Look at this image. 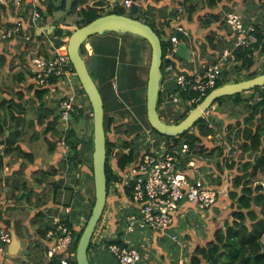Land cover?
Here are the masks:
<instances>
[{
    "label": "trees",
    "instance_id": "obj_1",
    "mask_svg": "<svg viewBox=\"0 0 264 264\" xmlns=\"http://www.w3.org/2000/svg\"><path fill=\"white\" fill-rule=\"evenodd\" d=\"M148 1L150 0L141 2L138 10L139 15H136V17H138L139 19H143V14H147L149 11H152V9H155L154 7L156 6H153L152 4L144 5ZM205 1L210 6H212L218 2H221L222 0ZM85 3L86 0H75L73 3L72 12L78 8L80 9L79 13L81 14V19L77 20L78 26L86 24L99 17L100 15L105 14L102 12H98V10L94 7L83 6ZM43 7L44 6L37 7V9L42 15H44ZM47 7L48 13L52 15L53 10L56 7L55 3L50 2ZM61 7H65V4L63 3ZM113 12L120 14L128 13L126 9L122 7L115 8ZM191 12L192 9L189 7L188 13ZM14 21L22 22V35H25L27 33L26 31L28 28L34 29L32 19L28 16L27 13H17V19H15ZM145 21L157 31L161 38H163L162 31L157 29L150 20ZM54 22L56 23V25L53 31L51 32V35H53L54 37V46L58 47L65 43L64 37L69 36L72 31L65 32L64 28L60 26L59 22ZM225 22L226 19L220 12L212 13V17L204 21L203 27L206 28L205 31L207 33L203 32V34L205 36H207L208 34L207 37H210L208 39L209 42L203 44L201 50L211 49L210 52L212 51L213 53L217 50L218 46L213 43L214 36H211V32L220 29V27L224 25ZM178 24L183 23L180 22ZM167 25H171V23L167 22ZM193 25L194 26H192V28H195V24ZM256 27L259 41L256 44L255 48H239L237 50V62L227 67H224L223 71H221V77L218 79L216 87L228 82H237L244 79L252 78L264 72V68L260 70L257 69L260 62L264 60V27L260 25H256ZM164 33H166V36H172L171 33ZM203 34H200L199 37L203 36ZM228 36L229 39L232 38L233 44L234 34L228 33ZM41 38L42 35L39 36L37 34H34L33 37H31V40L28 42H33L35 45H37L36 42L39 41L38 39ZM197 41L198 37L195 41L198 47ZM162 46L164 81V79L166 78V66L169 64H173L177 69H180V66L177 62V59H179L180 57L177 55L176 51H174L175 46L170 40V38H163ZM36 47L37 53H39L38 55L44 54L49 56L52 51L50 50V48H48V50H42V48H40L39 46ZM222 49H220L219 51H222ZM82 52H84V46L82 47ZM169 54L170 57H168ZM203 57V54H199V58H202V62H211L209 59H203ZM211 60L213 59L211 58ZM5 61L6 57L0 55V66H4L6 63ZM71 67L73 70H75L72 62ZM18 74L20 75L18 77V80L22 82L24 76L22 73ZM61 81L62 78L58 75L50 74L46 77L44 83H41L39 81L34 82L30 79L28 87L29 89H34L36 98L40 100V102L44 103L48 101L46 95L49 94L50 90L53 87H57ZM20 82H18L19 85ZM82 91L85 94V99L89 101V98L83 88ZM100 91L102 93L101 89ZM247 91L251 92L249 97H246L244 95L246 91H243L232 95L222 96L215 101V103H217L218 105V108L212 109V112L219 114V119H221L218 121L219 125L221 126L219 127L220 130H218L217 124L215 125L210 123L209 119L203 116L190 129L183 132L182 134L177 136H167L161 134L150 125L147 119L146 106L144 108V114L141 116L143 123L152 129L154 136L157 140L158 146L162 144L160 141L161 139H163V142L166 143L167 148H173V146L175 145L179 146L183 143V141H187L190 144L193 152L195 151V153H197V155H199L200 157L202 155H206L208 157L213 156L217 151L221 155V157L219 158L220 160L217 163V171L221 177V180L218 185L214 188L224 190L221 192V194H219V198H217L218 200H216L215 203L211 205L216 206V216L217 214H219V216L216 217L214 216V214L212 216H208L209 219L212 218V227L209 234L202 238L195 237L194 246L192 247L188 255H185V260L182 264H255L252 255L257 256V264H264V184L261 183L260 180H253V178L257 177L259 174L264 175V85L254 87ZM24 92V90H20V92H17L19 95V98L17 99L10 97L0 98V114L3 110H9L13 112L14 117L17 115H21V113L24 114L25 107L22 103V99H24L27 95V93L25 92V94ZM255 94L258 95L255 97ZM102 96L105 103V96L103 95V93ZM62 100H66V98L64 99L63 97ZM231 102H233L235 105L244 103L246 105L247 112L242 117L237 115L226 116V106L229 105ZM161 103L162 93L160 94L159 98L158 111L161 117L167 122L177 123L184 119L189 113L188 111L184 113H177L176 111H174V109L170 107L171 110H169L168 113L164 115V111L161 109ZM85 109V107L76 106V111L71 113L72 118L69 119L70 122H73V120L77 117L80 118V120L82 117H85L87 120H93V109L91 104L89 103L88 106V109H90L89 114L85 112ZM16 113L19 114L16 115ZM51 115L54 116L50 119ZM42 116L43 118L41 119ZM61 117V111L55 112L54 109H51L47 112V114H42L39 117L40 127L42 128L43 125L46 126V134H60L58 130V125L60 120H62ZM114 120V117L108 113L107 105L105 103V129L107 136L106 175L108 183V196H110L111 192L114 191L119 195L124 194L122 198L124 197L123 199L129 201L128 204L130 205L128 207L124 206L123 209L118 210L116 213V215L121 214L122 220H125L127 212L129 213L130 210L133 211L132 184L131 181L127 180L126 173L129 168V165L133 161L140 158L141 151L139 150L142 142L141 140H139L136 146H132L130 140L124 139L122 137H125L127 135L131 136V133H133V131H138V129H142L143 123H129L130 125L128 124L126 128L122 130L119 128V126L114 125ZM88 126L89 128H91V130H87V132H85L83 135H80L77 128L72 126V124L65 130L63 129L64 131L62 133V139L64 143L69 147V151L67 153V161L70 164V171L77 170L80 174L77 180V184L79 186V195L82 196L86 195V193L88 192V190L86 189V183L90 179L94 180L92 157L94 148L93 122L91 123V126ZM6 130L7 129L4 126L3 121L0 119V137H5L6 140H3V142L5 143V154L8 155L14 151H17L18 156L31 159L32 152L27 151L25 149V146L22 144V142H19V140H12V131L10 132L9 136H7ZM17 132L22 133V130L15 131L14 133ZM219 133H222L223 136L219 137ZM209 135L213 136L210 138ZM225 140L227 141V143L232 144L233 147H240L239 150L242 153V156L240 158H237L236 155H233L236 156L234 158L226 156L227 150L224 144ZM51 143L52 144L50 145L51 147H53V144H55V142ZM112 150H115L113 156L111 154ZM3 164V157L0 155V171L3 168ZM228 170L232 173L231 186H226L225 183V176ZM227 188L229 189L228 195L231 199L230 218H228V211H222L223 213L220 212V207H225L227 204L226 197L228 195L225 193V190ZM55 190L57 193L58 189L55 188ZM17 196H20V191L19 193L17 192ZM94 203L95 196L92 200V207L94 206ZM92 207L87 216V219H89L90 217ZM197 208L200 210L203 209L200 208V206H197ZM122 211L124 212V214H122ZM222 217L225 218L223 224L221 222ZM64 219L62 218L58 220L59 222H65L69 227L73 229L75 238L73 249L76 252L79 239L83 233L87 222L84 224H74L75 221L72 218L67 217L65 221ZM102 219H104V216L101 217L100 222L102 221ZM100 222L98 224L99 228L101 225ZM0 225H4L8 228H10L11 226V220L5 217L4 213L2 212H0ZM97 229L94 234V238L90 244L89 253L95 246L97 238H101V241L103 240V243L107 247H105L106 249H108V245L110 243L124 244L126 242L123 237L124 230L118 232L116 236H101V234L98 233ZM45 230L47 229L42 230L44 231V234H46ZM46 251L47 250H44L43 253L45 254ZM108 252L111 254L110 263L105 264H120L116 256L110 251ZM28 254H31V252H28ZM63 255L64 250H61L60 252L56 253L50 261L45 262L41 260L42 263L41 261L40 263L62 264L61 259ZM34 259H38L39 262V259L41 258ZM90 260L95 264H100L94 262L91 258ZM71 264H78L76 260V255L75 258L71 261ZM169 264H180L179 255H176L175 257L171 258Z\"/></svg>",
    "mask_w": 264,
    "mask_h": 264
},
{
    "label": "crops",
    "instance_id": "obj_2",
    "mask_svg": "<svg viewBox=\"0 0 264 264\" xmlns=\"http://www.w3.org/2000/svg\"><path fill=\"white\" fill-rule=\"evenodd\" d=\"M29 1V0H28ZM75 0H48L45 2H38L35 3L36 7L38 6H44V15H42V22L40 25L34 26V29L28 28V31L25 35H22L21 33L18 36H22L24 40L26 39V36L30 35L33 37L34 34L42 35L41 39H38L37 45H44L47 49L50 48L52 50L54 42L48 38V41L46 43V33L50 34L56 23L54 21H59L58 18H55L53 15L58 8H62L64 10H68V13L72 12L73 3ZM114 1L113 3L108 4L107 1L104 0H86V3L83 6L88 7H94L98 10V12L102 13H109L113 12L115 8L122 7L125 8L126 11L129 14L131 13L130 6L125 5V0H110ZM134 1V0H133ZM146 0L137 1L140 7L141 2H145ZM252 1H254L256 4H254ZM249 2V0H222L221 2H218L212 6H210L205 0H150L146 2L144 5L152 4L155 9H152V11H149L147 14H143L144 20H150L154 26L162 31L163 38H169L170 36H166V33H171L172 35L175 34V28L176 23H183V25L186 27L187 31V38L183 40V42H186L189 44L191 52H192V58L191 60H186L182 57L177 59L178 65L180 66V69H189L190 67H193L194 64H192L193 61H195L197 58H199L200 55H204L203 59H208V56L210 54V59L218 55V50H216L214 53L210 52L211 49H205L201 50V41L203 44H206L207 38H203L202 36L199 37L200 34H198V28H199V19L201 15L206 14L208 16V19L212 17V13H222V12H228L232 10H236L239 12L238 9H240V12L243 15V18L247 24L255 23V25H259L258 22L264 19L261 15L254 14V9L256 8V5H261V3L264 2V0H252ZM31 1H29L30 3ZM33 2V0H32ZM32 2L30 5V9H33ZM50 2L55 3L56 7L53 10L52 15L48 13V4ZM65 4V7H61L62 4ZM250 3V5H249ZM108 4L107 9L101 10L99 7L100 5ZM249 5V6H248ZM179 6H183L185 8L184 14L181 12H178ZM0 55H3L6 57V63L4 66H0V98L6 97V98H14L13 96L7 95V92L11 90L12 86H15V80L20 76L17 72H15V69L11 72V67L9 61H7V56H9L8 52H5L3 48H7V46L4 45V42H11L12 44L18 43L19 38L18 36L12 37L11 39H3L2 34L3 32L14 25L17 19V13H20L21 11L19 9H14V7L8 3L7 0H0ZM192 9L191 13H188V8ZM71 8V9H70ZM79 9V8H78ZM19 10V11H18ZM253 11V12H252ZM77 12V11H76ZM79 14V19H81V14ZM51 15V16H50ZM139 15V11L134 16ZM48 17V18H47ZM47 18V20H46ZM183 18V19H182ZM204 18V17H201ZM182 19V21H181ZM76 20V21H77ZM185 20V21H184ZM64 20H62L61 23H63ZM76 21H73L71 24H67L65 27L66 29L74 30L75 25H77ZM251 21V22H250ZM167 22H170L171 25H167ZM60 23V21H59ZM195 28H192L194 26ZM34 25V24H33ZM61 25V24H60ZM225 25V24H224ZM222 25L220 29L216 30V41L220 45L219 48H223L226 46H230L232 44V38H228V28ZM262 27H264V20L262 23H260ZM204 26V25H203ZM203 26H200L203 27ZM214 26V25H213ZM61 27H63L61 25ZM64 28V27H63ZM205 27H203V30L205 32ZM22 32V31H21ZM203 32H201L202 34ZM68 37V36H66ZM198 37V47L196 45V40ZM228 38V39H227ZM68 39L64 37V41ZM205 39V40H204ZM8 40V41H7ZM200 40V41H199ZM4 41V42H3ZM9 43V44H11ZM49 44V45H48ZM48 45V46H46ZM84 53L86 54V61L88 64V67L91 71V74L95 81L97 82L99 88L102 90L103 95L105 96V103L107 105V110L109 112L117 114L120 112H125L130 105L134 106L136 109V120L135 124L143 123L142 115L144 114V108L147 103V86H148V79H149V69L151 66V59H152V47L149 41L142 36H139L137 34L131 33V32H115V31H106L102 34H94L92 35L89 40H87L84 44ZM218 48V49H219ZM200 60L202 58H199ZM2 69H6L9 72H4ZM27 74L24 72V75ZM77 77V75H76ZM25 77V81L20 82L19 87L16 88V90H24L27 95L25 96V100L22 99V103L25 107V113H21V115H17L19 113H16L18 116H13V112L9 110H3L0 114V119L3 121L4 126L6 127V133L7 136H9L10 132L12 131V140H19V142H22V144L25 146V149L27 151L32 152L31 159L23 158L17 155V151H14L10 154H5V143L3 140H5V137H0V155L3 157V168L0 171V192L3 194L5 193V190H10L16 188L15 183L17 184V179L13 178L14 174H21L22 168L26 170V176L29 178V180L32 183H35V190L38 192L37 196H35L37 199H39L38 196L39 193L45 189H49L51 187L57 188L58 192L54 194L52 201L49 202V204H46L45 201L38 200V205L34 207L30 212L29 217L22 222L25 225L21 226V223L17 220L19 217L18 215L13 214H4L5 217L11 220V226L10 228L0 225L1 227H5L12 236V232L15 231L20 239H22V235L27 234V227L30 231V234L34 235V233L41 231L39 227H44L46 231V234L42 236V241L44 245V250H49V248L53 245V242L50 240V238L47 236L48 231L52 229L56 223L58 222V219H66L67 217L72 218L75 223L74 224H84L85 217H86V209L87 204L83 200V196L79 195L78 191V184L77 180L80 176L77 170L70 171V164L67 160L63 162V159L67 155L69 151V147L64 143L62 137L63 132L56 135V133L52 134H46V133H40L37 132L38 129H41L39 124V117L43 114H47V112L51 109H54L55 112H60V105H53L51 102V96L53 95V89L56 88V90H59L60 93H62L61 98L64 97V99L72 94L74 91L73 87L71 88V84H73L72 80L63 79L57 87H53L49 94L46 95L48 98V101L46 102H40L35 96L34 89H31L28 92L27 86H29L30 78ZM9 79L12 82V86L7 85L5 81ZM78 79V78H76ZM79 80V79H78ZM80 82V81H79ZM71 83V84H70ZM19 84V83H16ZM81 85V83H80ZM82 87V85H81ZM76 92V102L75 106H81L88 108L89 101L85 99V94L82 90H79L78 88H75ZM55 93V92H54ZM31 98L30 101H28V98ZM43 104V105H42ZM32 110L31 112L29 110ZM146 112H147V106H146ZM73 113V112H72ZM54 115L50 116V119ZM43 116L41 117V119ZM72 118V115L69 119ZM63 121L60 120L61 123L60 129H66L67 124L69 125V120ZM45 120V119H43ZM129 123H132L129 122ZM128 123V124H129ZM127 124V125H128ZM58 125V126H59ZM144 125V123H143ZM27 128L29 129H35L33 130L32 134L26 135ZM22 130V133H14L15 131ZM19 135V136H17ZM6 141V140H5ZM42 144L44 146V143H48V157L50 158V151L52 152L53 159L49 162L48 167L42 166V160L38 155V151L35 150L33 144L36 143ZM51 142H55L53 144L54 146L51 147ZM30 144V145H29ZM16 159V160H15ZM51 160V159H50ZM15 161V162H14ZM211 160L208 158L200 159L198 161V165L196 168L191 169L190 175L191 178L196 181H204L206 179V175L208 172L215 171V167L211 164ZM42 172V174H41ZM48 175V176H47ZM217 175V173L215 174ZM35 177V178H34ZM48 178L53 179V183L50 184V181ZM6 179L8 180L9 185L7 186ZM23 186H29L30 184H27V181L24 182ZM45 184H48L47 186ZM45 185V186H44ZM51 186V187H50ZM31 187V186H30ZM75 188L76 191H73L72 188ZM32 188V187H31ZM2 198H6V195L2 196ZM7 199V198H6ZM11 201V199L9 200ZM69 202H75L78 203V208L74 211L75 213L70 212L71 211V205H69ZM112 203V204H110ZM67 204V206L65 205ZM11 205V204H9ZM110 205L111 209L109 210L110 213L107 214V207ZM127 205V204H126ZM125 205V206H126ZM66 206V208H65ZM197 204L190 202L186 203L185 206L180 210L178 213L176 220L173 224V226L170 229V233L172 234H186L189 235L191 239V249L194 246L195 243V237L196 236L194 231L190 230L189 224H185L183 222L182 218H185L190 213L196 214L200 210L197 208ZM123 205L121 202L116 201L114 196L111 198V196H108V201L106 205V210L103 214L104 219L100 225V228L98 229V233L101 234V236L104 235H110V236H116L118 232H121L124 230V240L126 242H130L133 244L139 245L143 241H149L147 234L152 233V230L150 229H141L138 228L135 232L129 233L126 231V225L125 220H122V215L117 214V211L120 209H123ZM46 209L48 210L47 212ZM69 210V212L65 211ZM210 209V208H209ZM183 211V212H181ZM201 211V210H200ZM44 215L43 218L46 219L45 222H41L37 218H31L35 215ZM69 213V214H68ZM128 213V212H127ZM122 214L124 212L122 211ZM209 214V215H208ZM205 213V223L207 230V235L209 234L211 230V224H212V218H208V216L213 215V211L210 210L209 213ZM190 219V216H187L186 221ZM209 219V220H208ZM27 225V226H26ZM180 228V229H179ZM184 228L186 231H184ZM180 231H179V230ZM184 231V233H183ZM153 234L157 236V239L154 240V243H158L161 239L164 237H170L169 235L159 234L155 233L153 231ZM38 237V236H37ZM13 238V237H12ZM171 238V237H170ZM202 238V237H200ZM22 242V240H21ZM193 242V244H192ZM12 243V242H11ZM10 243V245H11ZM10 245L8 247L7 253L0 255V264H18V261L20 258H30V264H40V259L38 262V259L34 256L35 253L31 252L30 255L20 256L19 254L12 255L10 253ZM22 246V244H21ZM105 244L103 243V240L101 241V238L96 239V244L93 247V249L89 253V257L96 263L105 264L110 263L111 257H105L104 254H108V249L105 248ZM190 249V250H191ZM144 249H142L143 251ZM189 250V252H190ZM46 251V252H47ZM45 252V253H46ZM102 254V258L99 256ZM164 254V263L169 264V261L171 258L175 257L176 255H179V249L175 248V251L173 252V255H169L167 252L163 251ZM33 256V257H31ZM142 256H144L142 254ZM102 260H101V259ZM143 259V258H142ZM42 261L47 262L46 256ZM140 264H152L147 263L145 261H141Z\"/></svg>",
    "mask_w": 264,
    "mask_h": 264
},
{
    "label": "built area",
    "instance_id": "obj_3",
    "mask_svg": "<svg viewBox=\"0 0 264 264\" xmlns=\"http://www.w3.org/2000/svg\"><path fill=\"white\" fill-rule=\"evenodd\" d=\"M7 1L22 13H27L35 26L41 24L43 18L35 3H46L48 0H33V2L29 0L32 2L33 9H30L31 2L29 3L28 0ZM132 2L133 0L124 1L127 6H131ZM183 11L185 8L179 6L178 12L182 13ZM226 24L229 27L228 32L234 34L233 44L224 47L217 56L213 57V60L218 58L219 62L210 64L204 61L200 68L194 65L188 70L177 69L173 64L166 66V78L164 81L162 78L160 89L162 109L171 107L176 112L191 110L201 102L203 97L216 88L217 81L221 77V68H224V64L221 62L233 64L237 62L239 48H255L259 41L256 25L247 24L240 12L236 10L227 12ZM22 30V22L18 21L3 32L2 38L11 39L18 36ZM177 30L187 34L183 24H176L175 32ZM30 40L31 36H26L25 42ZM170 40L175 46L174 51H177L180 40L175 34L170 37ZM67 44L68 39L58 47L53 45L49 56L42 54L32 58L31 66L34 79H30L34 82L44 83L50 74L58 75L62 80L71 78V72L74 71L71 67ZM73 99L74 96H71L70 99L67 96L66 100L61 103V119L64 122L68 121L71 113L76 111ZM231 152H236V150L232 144L228 143L226 156H231ZM201 158L202 156L193 152L187 141H183L181 145H175L173 148H167L164 142L155 152L141 150L140 158L129 165L126 173L127 180L132 184L133 198V211L130 210L125 217L126 231L132 233L141 228L164 234L173 226L178 213L186 203L193 202L202 208H209L214 204L217 191L208 183L192 179L189 172L197 167ZM128 203L129 201H127V207L130 205ZM47 236L53 242L45 255L47 262L56 253L64 250L61 262L62 264H71L76 255L73 249L75 239L73 229L65 222L58 220L56 225L48 231ZM170 236L181 243L177 234ZM11 242V233L5 227L0 226V255L7 253ZM108 249L116 256L120 264H140L142 261V254L137 245L133 243H110ZM184 260L180 259V264Z\"/></svg>",
    "mask_w": 264,
    "mask_h": 264
},
{
    "label": "rangeland",
    "instance_id": "obj_4",
    "mask_svg": "<svg viewBox=\"0 0 264 264\" xmlns=\"http://www.w3.org/2000/svg\"><path fill=\"white\" fill-rule=\"evenodd\" d=\"M251 1L252 0H249V2H251ZM252 2L254 4H256L254 1H252ZM249 5H250V3H249ZM68 10H69L68 8H67V10H64L62 8H58V9H56V11H55V13L53 15L55 18L59 19V21H60L59 24H61L64 27L65 32L73 31V30H70V29H66L65 27L67 26V24H71L73 21H76L77 19H79V14L77 12H79L80 9H76L75 11H73L71 13H68ZM238 10H239V12H241L240 9H238ZM182 14H184V12H182ZM254 14H256V15L259 14L262 17H264V2L261 3V5H259V6L256 5V8L254 9ZM222 15L227 20V12H222ZM201 17H204V18H201ZM201 17H200L199 22H198V24H199V28L197 30L198 34H201V32H204L203 27L200 28V26H203L204 21L208 19V16L206 14L201 15ZM62 20H64L63 23H61ZM263 20H261V22L259 21L258 24L260 25V23H262ZM76 23H77V25H75V26H78V22L77 21H76ZM250 24H253L255 26V23H250ZM34 26H35V24H34ZM224 26L229 28L227 26L226 22H225ZM74 29H75V27H74ZM27 31H28V29H27ZM205 33H207V32L205 31ZM211 33H212L211 36H214L213 43L218 46L217 50L219 51L222 48H219L220 45L216 41V39H217V37H216L217 31L215 30V31H213ZM207 36H208V34H207ZM207 36H205L204 34L202 36L203 38H207L206 43L209 42L208 39L210 37V36L209 37H207ZM68 37H65V38H68ZM17 38H19V41H18V43H15V44H12L10 41L7 42V43H5L3 41L4 45L7 46V48H3V49H4L5 52L9 53L8 54L9 56H7V61H9V63H10L11 72L15 69V72L22 73L23 76H24L22 81H25V77H26V79H27V77L34 79L31 62H32V58L36 57V55L39 54V53H37V47H36V45L33 42H27L26 43L24 38H22V36H18ZM48 38L50 40H52V41L54 39V37H53V35H51V33L50 34L46 33V38H45L46 39V43L49 42ZM9 43H11V44H9ZM48 45H46V46H48ZM202 46H203V43L201 41V47ZM40 48H42V50H43L44 45L42 44V46H40ZM216 54L214 53V56ZM209 56H210V54H209ZM209 56H208V59L211 61L210 64H213L214 62H217V61L219 62L218 58L215 59V60H211L209 58ZM201 63H202V61L199 58H197L195 61L192 62V64H194L195 67H198V68H200ZM221 64H224V67H227V66L231 65V64H226V63H222V62H221ZM262 68H264V60H262L260 62V64H259V66L257 67L258 70H260ZM221 69H224V68H221ZM2 71L9 72L6 69H2ZM73 71L74 72H71V78H69L68 80H72L73 81V84H71V83L70 84L72 85L71 88L73 87L74 91L72 92V94L68 95V97L70 99L71 96H74L73 102L75 104V102H76L75 88H78L79 90H82V87L80 85L79 80L76 79L77 78L76 77V71L75 70H73ZM24 72H26L27 74L24 75ZM18 82H20V80H18V78H17L15 80V83H13V84H15V86H12L11 80L7 79L5 81V83L7 85L12 86L11 90L7 92V95L13 96L16 99L19 98V95H18L17 92H20V91L16 90V88L19 87L18 86L19 84H16ZM26 88L29 89L28 86ZM30 90L31 89H29L28 92ZM52 91H53L52 92L53 95L50 97L52 104L55 105V106L60 105V103H62V101H63V100L62 101L60 100V97H61L62 93H60L59 90H56V88H54ZM250 94H251V92H249V91H246L244 93V95L246 97H249ZM257 95L258 94H255V97ZM205 97H203L202 100ZM30 99L31 98L29 97L28 101H30ZM61 99H63V98H61ZM23 100H25V99H23ZM215 106H217V103H214V105L211 106L204 113V116L209 119L210 123L215 124V125L217 124L218 130H220L219 127H221V126L219 125L218 121L221 120V119H219V114H216V113L212 112V109H217L218 108V106H217V108H215ZM162 110L164 111V115H166L168 113V111L171 110V108L167 107V108H164ZM29 111L31 112L32 110L30 109ZM107 111H108V113L110 115H112L114 117V119H115L114 120V125L115 126H119V128L122 129V130H124L126 128V126H127V124L129 122L132 121V123H134L135 120H136L137 111L134 108V106H132V105H130V107H128L125 112H120V113H117V114L111 113V112H109V110H107ZM178 111L182 112L181 110H178ZM187 111L189 112L190 110H184V112H187ZM85 112L89 114L90 113V109L86 108ZM226 112H227L226 113L227 115L225 114L226 116H236L237 115V116H241L242 117L247 112V108H246V105L244 103L235 105L233 102H231L229 105L226 106ZM92 122H93V120H91V119L87 120L85 117H82L81 120H80V118L77 117L76 119L73 120V122H70V123L72 124V126L77 128V130H78L80 135H83L85 132H87V130H89V129L91 130V128H89L88 125L91 126ZM60 123H61V121H60ZM70 123H69V125L67 124V127H70V125H71ZM32 129L27 128L26 129L27 130L26 135H28V133L32 134L33 130H35V129H33V130ZM45 130H46V126L43 125V127L41 129H38L37 132H40L42 134V133H45ZM58 130H59L60 133H62L65 129L62 131V129H60V125H59L58 126ZM56 135H58V134H56ZM218 135H219V137L223 136L222 133H219ZM212 136L213 135H209L210 138ZM122 138L130 140L132 146H136L138 144L139 140H141L142 144L140 146V150L139 151L143 150V151L155 152L156 149L159 148V146L157 145L158 144L157 140H156V138L154 136V133H153L152 129L149 128L146 124L143 125L142 129H138V131H133V133H131V136L127 135V136L122 137ZM160 141H161L162 144L164 143L163 139H161ZM224 144H225V148L227 150L228 143H227L226 140H225ZM33 146H34L35 150L38 151L37 153H38L39 157L42 160V166L43 167L44 166L48 167L49 165H47V164H49V162L52 161V159H53V155H52L51 151L49 153L51 157L49 158L48 155H47L48 154V148H49L48 143L45 142L44 146H42V144L37 142L36 144H33ZM239 148L234 147L236 152H231L230 158H234L236 156H237V158H240L242 156V153L239 150ZM196 152H198V151H196ZM233 155H236V156H233ZM220 157H221V155H220V153L218 151L215 152V155L210 156V157H208L206 155H202V158L210 159L212 161L211 164L216 169L213 172H208L207 175H206V179H204V181H203L205 183L210 184V186L213 187V188L215 186H217L218 183L221 180V177H220V175H219V173L217 171V166H218L217 163L220 160L219 159ZM67 159H68V156L66 155L65 158L63 159V162L65 160H67ZM20 173L21 174L17 173V174L13 175V178L17 179V184L15 183V187L16 188H14V189L10 188V190H7V191L5 190L4 194H3V192L2 193L0 192V212H2L4 214L18 215L19 218L17 220L21 223V226H23L25 224L23 223V225H22V222L25 221L29 217V215L31 213L30 211L32 209H34V207H36L40 203V202L38 203V200L45 201L46 204H49V202L52 201L56 190H55L54 187H51V186H50L51 188H49L48 190L45 189L46 188L45 187L39 193L40 196H38L39 199H37L35 196H37L38 192L34 189L35 188V185H34L35 183H32L29 180V178L26 176L25 168L24 169L22 168V172H20ZM216 173H217V175H215ZM41 174H42V172H41ZM233 174H234V172H233ZM48 179L50 181V184L54 182L53 179H51V178H48ZM8 180L9 179H6L7 186L9 185ZM253 180H260L261 183L264 184V175L263 174H259L257 177H254ZM26 181H27V184H30L29 186L28 185L27 186H23V185H25L23 183L26 182ZM225 183H226V186H228V185L231 186V184H232V173L229 170L227 171L226 176H225ZM45 185L47 186L48 184H45ZM86 189L88 190V192L86 193V195L83 196V200H84V202H86V204L88 206H87V209H86V212H85L86 213V217H85L84 223H86L87 220H88L87 216H88V214L90 212V209L92 207V205H91L92 204V200H93V198L95 196L94 180L90 179L86 183ZM72 190L76 191L74 187L72 188ZM214 190L217 191V198H219V194H221V192L224 189L222 191H220V189L214 188ZM19 191H20V196L18 197L17 196V192L19 193ZM228 191H229V189L227 188L225 190V193L227 195H228ZM78 192H79V188H78L77 193ZM4 195H6L7 199L6 198H2V196H4ZM110 196H111V198H113V196H114L115 200L121 202L123 206H125L127 204V200L121 198L122 195H119V194H117L114 191L111 192ZM217 198H216V200H218ZM10 199H11V201H9ZM226 200H227L226 201L227 204H226L225 207H220V212L223 213L222 211H225V212L228 211V218H230V215H231L230 214L231 199L229 198V195L226 197ZM9 204H11V205H9ZM68 204L71 205V211L70 212H73L76 208H78V203L73 202V204H72V202H69ZM110 204H112V203H110ZM65 205L67 206V204H65ZM66 206H65V208H66ZM210 207L212 209L211 208L210 209L209 208H203V209H201V211L199 210L197 212V215L190 213L189 215H187V216H190V219L187 220V221H186L187 216L185 218H182L183 222L186 225L189 224L190 230L194 231L196 236H199V237L207 236L208 228H206V223H205V220H204L205 213L208 214L209 211L212 210L214 216H216V212H215V210H216L215 207L216 206H210ZM200 208H202V207H200ZM110 209H111V207H110V205H108L107 214L110 213V211H109ZM64 210L69 212V210H66V209H64ZM47 211L48 210L46 209L45 212H47ZM75 211H78V210H75ZM75 213H77V212H75ZM203 215H204V217H203ZM43 216L44 215L38 214V215H35L34 217L32 216L31 218H37V220L38 219L40 220V218H42L40 221L41 222H45L46 219L43 218ZM218 216H219V214H217L216 217H218ZM224 220H225V218L222 217L221 218L222 224L224 223L223 222ZM64 221H65V219H64ZM102 221H103V219H102ZM102 221L100 222V224L102 223ZM39 228H40L41 231H38V232L34 233V234H36L35 235L36 237H34V235L30 234V231H29L28 227H27V234H25V235L21 234L22 235L21 236L22 237V239H21L22 240V246H21L20 251H19V252H21L20 256H25L26 257V255H30V254H28V252H33V253H35V257L41 258L40 260L43 259V256L45 258V255H46L47 252L45 254L43 253L45 248H44L43 241H42V236L44 235V231H42V230H44V227H39ZM98 229H99V227H98ZM170 229H171V227L169 228V230L166 233H164V235H169L170 236L172 234V233H170ZM184 231H186L185 228H184ZM184 231H183V233H184ZM177 235H178V238H179L180 242L183 244L182 248H181V243H179V242L175 241L174 239H172L171 236H170L171 238L170 237H164L163 239H161L159 241V244L158 243H154V240L157 239V236L155 234H153V230H152V233H148L147 234V237H148L149 241L145 240V241L141 242V244L139 243V245L136 244L137 248H139L141 254L144 255V256H142V258H143L142 261H145L147 263H152V264H166V263H164L165 259H164L163 251L167 252L169 255H173V252L175 251V248L179 249V260L180 259L184 260L185 259V255L186 254L188 255L189 250L191 249V239L192 238L189 235H186V234H182V235L177 234ZM263 241H264V239H263ZM192 244H193V242H192ZM142 249H144V250L142 251ZM104 255H105V257H111V254L109 252H108V254H104ZM99 256L101 258L103 257L102 254H100ZM30 261L31 260H30L29 257L20 258L19 261H18V264H30ZM41 263H42V261H41Z\"/></svg>",
    "mask_w": 264,
    "mask_h": 264
},
{
    "label": "water",
    "instance_id": "obj_5",
    "mask_svg": "<svg viewBox=\"0 0 264 264\" xmlns=\"http://www.w3.org/2000/svg\"><path fill=\"white\" fill-rule=\"evenodd\" d=\"M104 1H107L108 4L114 2L110 0ZM137 1L140 0H134L130 6L132 14H120L116 12L102 14L86 24L75 26V29L68 37L67 51L70 60L93 109L94 148L92 157L95 203L78 242L76 250V260L78 264H95L90 260L89 247L108 201L105 103L100 88L88 67L86 54L82 52L83 44L89 40L92 35L97 33L102 34L106 31L131 32L149 41L152 47V59L147 86V119L154 129L167 136H177L190 129L204 116V113L214 105L218 98L264 85V72L252 78L225 83L213 89L197 106L191 109L188 115L181 121L177 123L165 121L158 111L161 81L163 78V38H161L149 23L134 16L139 10ZM108 4L102 5L100 8L107 9ZM175 35L180 40V44H178L176 51L177 55L186 60H191L192 52L190 46L188 43L183 42V40L187 38V34L184 31L177 30ZM221 71H223V69H221ZM217 106H215V108H217ZM12 237L10 253L16 255L20 251L22 242L15 231L12 232ZM256 257V255H252L255 264H257Z\"/></svg>",
    "mask_w": 264,
    "mask_h": 264
},
{
    "label": "flooded vegetation",
    "instance_id": "obj_6",
    "mask_svg": "<svg viewBox=\"0 0 264 264\" xmlns=\"http://www.w3.org/2000/svg\"><path fill=\"white\" fill-rule=\"evenodd\" d=\"M114 151H115V150H112V151H111L112 156L114 155Z\"/></svg>",
    "mask_w": 264,
    "mask_h": 264
}]
</instances>
